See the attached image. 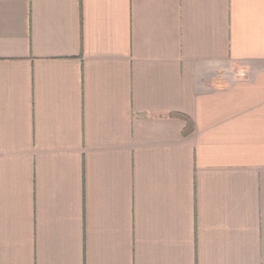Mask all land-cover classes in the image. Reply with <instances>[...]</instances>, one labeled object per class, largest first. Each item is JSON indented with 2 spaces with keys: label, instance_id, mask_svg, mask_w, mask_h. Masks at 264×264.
Returning a JSON list of instances; mask_svg holds the SVG:
<instances>
[{
  "label": "crops",
  "instance_id": "1",
  "mask_svg": "<svg viewBox=\"0 0 264 264\" xmlns=\"http://www.w3.org/2000/svg\"><path fill=\"white\" fill-rule=\"evenodd\" d=\"M0 264H264V0H0Z\"/></svg>",
  "mask_w": 264,
  "mask_h": 264
},
{
  "label": "built area",
  "instance_id": "2",
  "mask_svg": "<svg viewBox=\"0 0 264 264\" xmlns=\"http://www.w3.org/2000/svg\"><path fill=\"white\" fill-rule=\"evenodd\" d=\"M243 76H244V74H243Z\"/></svg>",
  "mask_w": 264,
  "mask_h": 264
}]
</instances>
